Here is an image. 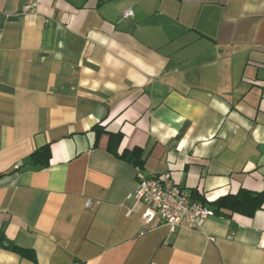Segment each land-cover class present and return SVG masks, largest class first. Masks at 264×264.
Returning <instances> with one entry per match:
<instances>
[{
  "label": "crops",
  "instance_id": "1",
  "mask_svg": "<svg viewBox=\"0 0 264 264\" xmlns=\"http://www.w3.org/2000/svg\"><path fill=\"white\" fill-rule=\"evenodd\" d=\"M26 1L0 0V264H264V206L171 231L130 197L264 192V0Z\"/></svg>",
  "mask_w": 264,
  "mask_h": 264
},
{
  "label": "built area",
  "instance_id": "2",
  "mask_svg": "<svg viewBox=\"0 0 264 264\" xmlns=\"http://www.w3.org/2000/svg\"><path fill=\"white\" fill-rule=\"evenodd\" d=\"M44 0H27L24 14H36ZM132 15L127 11L125 16ZM144 204L142 220L151 225L155 220L168 226L171 231L185 227L200 229L215 212L200 201L193 200L174 183L173 174L167 173L158 177L138 175V184L130 195ZM91 202L88 206H91Z\"/></svg>",
  "mask_w": 264,
  "mask_h": 264
},
{
  "label": "trees",
  "instance_id": "3",
  "mask_svg": "<svg viewBox=\"0 0 264 264\" xmlns=\"http://www.w3.org/2000/svg\"><path fill=\"white\" fill-rule=\"evenodd\" d=\"M121 134H110V150L121 141ZM48 148L35 151L29 158L30 162L37 166L47 167L49 162ZM195 201L203 199L197 197L195 192L191 195ZM215 214L218 216L230 217L233 214H240L246 217H253L264 206V192H252L241 189L237 194L227 195L213 203Z\"/></svg>",
  "mask_w": 264,
  "mask_h": 264
}]
</instances>
